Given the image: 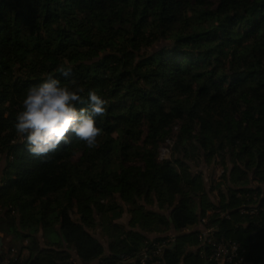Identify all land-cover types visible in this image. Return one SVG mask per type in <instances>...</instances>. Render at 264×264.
Returning a JSON list of instances; mask_svg holds the SVG:
<instances>
[{
    "label": "trees",
    "instance_id": "16d2710c",
    "mask_svg": "<svg viewBox=\"0 0 264 264\" xmlns=\"http://www.w3.org/2000/svg\"><path fill=\"white\" fill-rule=\"evenodd\" d=\"M49 74L107 100L94 147L73 136L36 156L15 131L27 89ZM176 121L171 158L158 160ZM196 150L230 158L217 202L190 170ZM0 156V232L28 240L0 264H72L70 250L82 264H141L153 243L160 264H211L203 219L238 244L239 264H264V186L249 185L264 184V0H0ZM116 194L128 227L110 215L123 212ZM40 230L59 240L41 244ZM169 232L174 244L148 236Z\"/></svg>",
    "mask_w": 264,
    "mask_h": 264
},
{
    "label": "clouds",
    "instance_id": "9594fccd",
    "mask_svg": "<svg viewBox=\"0 0 264 264\" xmlns=\"http://www.w3.org/2000/svg\"><path fill=\"white\" fill-rule=\"evenodd\" d=\"M58 71L62 77L72 78L71 66H60ZM106 106L107 100L96 90L69 87L49 74L27 89L13 126L36 156L55 151L73 136L92 148L102 132L97 121Z\"/></svg>",
    "mask_w": 264,
    "mask_h": 264
},
{
    "label": "rangeland",
    "instance_id": "374dc122",
    "mask_svg": "<svg viewBox=\"0 0 264 264\" xmlns=\"http://www.w3.org/2000/svg\"><path fill=\"white\" fill-rule=\"evenodd\" d=\"M194 1V0H193ZM211 2H216L217 0H209ZM180 125V121H176L174 122V124L172 125V127L170 128V136L164 140V142H160L158 144L159 148H158V160H167L165 158H162L161 155V150L166 148L169 150V155H168V159L171 158V154H172V146L174 145V141L176 140L177 137V133H178V127ZM142 135L140 140L137 142L138 143V149L139 146H144V138H145V134H146V127L142 126ZM78 155H80V152H78ZM120 157H122V153L120 151H114L111 152V156H110V162H113L114 164H118L120 162ZM137 159V158H136ZM136 161V160H135ZM131 162H126V165H129ZM138 163V162H136ZM0 165H4V156H0ZM188 165L190 166V170L193 174L196 173H201L202 177L205 181L206 184V189L209 192L210 198L214 201L217 202L218 198V189L217 186H219L220 188H222L223 190L225 189V178L222 176V170L224 169V167H228L230 168L232 166V163L230 161L229 156L226 154L224 156V158H222V156H215L210 162H207L206 159L204 158V155L202 152H199L198 150L195 151V155L193 156V158H191L188 161ZM251 171L249 172V177L251 178ZM252 182V183H251ZM249 185H258V184H262V186H264L263 183H258V182H253L251 181ZM116 198V202L118 205H120L123 209L122 214H120L119 210H114L110 213L111 216L116 217V222H118L119 224H122L125 227H128V220H129V213L127 211V205L122 202L119 198V196L116 194L115 195ZM106 207L108 205V202H106ZM72 217L74 219H78V214L76 213V211H72ZM200 226V225H198ZM201 227V226H200ZM197 229H199V227H197ZM89 231L104 245L106 251H107V236L103 235V231L101 229V227H95V228H89ZM173 233L169 232V233H162V234H156V233H150L148 234L149 238H156V237H166V241H164L165 244H167L169 241H172V244H174V239L172 238ZM44 238L47 240H54V241H58L59 240V236L57 234V231L52 230V231H45L44 232ZM199 240V238H198ZM9 243L11 242L10 240L8 241ZM11 244V243H10ZM42 244H44V241L42 242ZM200 244V241H199ZM198 244V245H199ZM9 247V246H8ZM188 249H192L195 250L196 247L192 246L191 248ZM106 253V252H105ZM70 254H71V261L72 264H82L76 257L74 251L70 250ZM89 264H98V261H93Z\"/></svg>",
    "mask_w": 264,
    "mask_h": 264
},
{
    "label": "built area",
    "instance_id": "2783aa9c",
    "mask_svg": "<svg viewBox=\"0 0 264 264\" xmlns=\"http://www.w3.org/2000/svg\"><path fill=\"white\" fill-rule=\"evenodd\" d=\"M169 150H161V157L168 159ZM258 206H243L242 213H255ZM206 220H202V226L198 229V238L200 245L208 247V260L211 264H239L243 262V256L240 255L238 244L234 241L219 239L215 234V228L205 225ZM163 244L153 243L150 250L143 249L140 253L141 264H160L159 257L163 253Z\"/></svg>",
    "mask_w": 264,
    "mask_h": 264
},
{
    "label": "crops",
    "instance_id": "0c3cea01",
    "mask_svg": "<svg viewBox=\"0 0 264 264\" xmlns=\"http://www.w3.org/2000/svg\"><path fill=\"white\" fill-rule=\"evenodd\" d=\"M3 166L4 165H0V177H1V174H2ZM200 226H202V225L200 224ZM200 226H198V227L201 228ZM37 237H38L40 243L42 244V242L45 240V238H44V234L42 233L41 230L38 232ZM0 238L2 239V247H1V249L3 248V249L6 250L8 248V246L10 245V243L14 244L13 251H12L11 254H15L14 252L16 250H18L20 244L26 245L28 243L27 239H24L22 242H20L19 240L12 241L10 236L9 237L4 236V234L2 232H0ZM9 240L11 241L10 243L8 242ZM25 255H27V252L24 249L22 251V257L25 256Z\"/></svg>",
    "mask_w": 264,
    "mask_h": 264
},
{
    "label": "water",
    "instance_id": "95a60500",
    "mask_svg": "<svg viewBox=\"0 0 264 264\" xmlns=\"http://www.w3.org/2000/svg\"><path fill=\"white\" fill-rule=\"evenodd\" d=\"M1 247H2V239L0 238V251H1Z\"/></svg>",
    "mask_w": 264,
    "mask_h": 264
}]
</instances>
